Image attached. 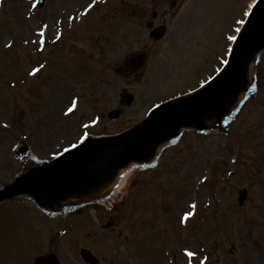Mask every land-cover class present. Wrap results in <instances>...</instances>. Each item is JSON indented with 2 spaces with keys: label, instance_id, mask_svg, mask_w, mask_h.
I'll use <instances>...</instances> for the list:
<instances>
[{
  "label": "rangeland",
  "instance_id": "374dc122",
  "mask_svg": "<svg viewBox=\"0 0 264 264\" xmlns=\"http://www.w3.org/2000/svg\"><path fill=\"white\" fill-rule=\"evenodd\" d=\"M166 1L95 0L89 8L93 0H45L33 8V0H0V186L86 135L130 128L154 104L185 89L184 81L194 78L188 85L193 86L220 66L239 0H174L168 55L167 44L159 42L136 78L126 83L116 75L125 57L147 41L141 20L163 7L171 12ZM241 4L235 16L241 15ZM33 68L40 69L36 75ZM244 70L245 91L219 123L210 121L202 131L182 128L160 141L154 164L135 168L92 205L74 200L44 207L28 204L25 196L23 203H12L13 210L0 204L1 234L19 235L0 238V259L15 249V261L23 264L18 251L28 245L25 235L43 231L48 238L56 235L49 248L62 264H84L81 247L99 264H171V259L175 264H264V47ZM76 79L86 87V98L66 93ZM122 87L132 91L133 103L113 120L95 116L119 106ZM97 92L103 99L86 105ZM71 99L79 100L75 111L57 123L60 115L54 112L67 111ZM21 140L30 148L27 157L17 159L12 148ZM239 189L247 192L242 203ZM198 208L204 213L195 218ZM188 212L193 215L186 225L180 221ZM46 247L39 250L47 252ZM186 247L194 257L185 256Z\"/></svg>",
  "mask_w": 264,
  "mask_h": 264
},
{
  "label": "water",
  "instance_id": "95a60500",
  "mask_svg": "<svg viewBox=\"0 0 264 264\" xmlns=\"http://www.w3.org/2000/svg\"><path fill=\"white\" fill-rule=\"evenodd\" d=\"M264 41V0L258 4L247 27L237 39L232 51L230 61L225 70L221 72L204 89L182 101L162 105L155 109L149 119L141 126L118 137L110 139H88L67 154L50 164H45L36 170L22 175L16 180L12 189L0 194L1 197L14 194L15 192L27 191L40 194L45 187L69 174H76L86 165L91 152L107 144L124 143L130 144L128 155H122L111 162L115 167L129 156L137 153V143L148 141L150 148L162 137H167L179 125L197 124L205 113L217 107L227 106L245 83L243 67L252 53L262 46ZM128 150V149H127ZM41 195V194H40ZM43 200V199H42ZM83 257L92 261L89 253L83 251ZM40 259V258H39ZM52 262V261H50ZM41 264V260H39ZM48 263V262H45Z\"/></svg>",
  "mask_w": 264,
  "mask_h": 264
},
{
  "label": "bare ground",
  "instance_id": "6f19581e",
  "mask_svg": "<svg viewBox=\"0 0 264 264\" xmlns=\"http://www.w3.org/2000/svg\"><path fill=\"white\" fill-rule=\"evenodd\" d=\"M143 148H144V152L149 150L148 146H143ZM116 152H117V149L113 147H106L102 149L98 154L94 155L93 157L94 162L92 163V165L95 163L96 164L101 163L99 162V160H102V159H105L106 161L110 160L109 158ZM152 157H151V154L149 153V157L147 154H143L141 157L128 160L123 165L119 166L118 168L114 170V173L109 178L108 183L116 187L117 184L119 185L123 175H126L127 173L129 174V172L132 171L134 167H136L137 165L143 162L146 163ZM108 169H109V166L105 163H102L100 165L101 174L97 175L96 177L87 176L86 179L83 177L84 180H86L85 189L84 190L82 189L83 192L90 191V188L92 191H97L99 189L98 187H100L103 183H105V179L108 178V175H107ZM79 177H81V174L72 176L71 178L66 179V182H60L58 184L64 185L65 193L67 195L69 194V196H74L75 195L74 193L79 192V186H77V179H80Z\"/></svg>",
  "mask_w": 264,
  "mask_h": 264
},
{
  "label": "snow or ice",
  "instance_id": "6c2138e0",
  "mask_svg": "<svg viewBox=\"0 0 264 264\" xmlns=\"http://www.w3.org/2000/svg\"><path fill=\"white\" fill-rule=\"evenodd\" d=\"M38 2H39V0H37V3H38ZM94 4H95V0H93V3H92V4H89L88 7L91 8ZM31 6L34 8V7H36V4H32ZM245 14H247V13H245ZM239 23L243 24L244 21L241 20V21H239ZM237 30L239 31V29H237ZM41 35H43V33H41ZM56 39L59 40V39H60V36L57 35ZM227 39H228V40H231V41H235V40L237 39V37H236L235 35H232V36H229ZM26 43H27V41H26ZM43 43H44L43 40H41V41H40L41 46H43ZM9 46H10V45H9ZM41 50H43L42 47H41ZM224 63H225V64H228V61L225 60ZM41 67H43V65H41ZM39 70H40V69L33 68L32 71H31V74H32V75H36V74L39 72ZM75 107H76V103L73 102L72 106L69 107V108L67 109L68 113L73 112V110L75 109ZM85 127H87V125H85ZM73 147H75V145H73ZM192 207L195 208L196 206H195V205H192ZM192 215H193L192 212L185 213V214H184V219L187 220V218L190 217V216H192ZM187 256H188V257H194V256H195V253L192 252V251H188V252H187ZM205 259H207V258H205Z\"/></svg>",
  "mask_w": 264,
  "mask_h": 264
}]
</instances>
